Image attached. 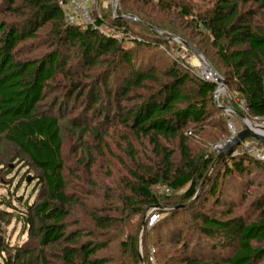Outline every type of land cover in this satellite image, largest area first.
I'll list each match as a JSON object with an SVG mask.
<instances>
[{
	"label": "trees",
	"instance_id": "obj_1",
	"mask_svg": "<svg viewBox=\"0 0 264 264\" xmlns=\"http://www.w3.org/2000/svg\"><path fill=\"white\" fill-rule=\"evenodd\" d=\"M17 1L10 0L9 12L19 16V21L0 20V143L6 142L30 159L40 171L39 178L44 184V189L35 202L26 205L22 214L25 225L29 226L30 241L15 248H0L8 255L4 264H107L106 257L96 256L105 244H97L94 241L81 242L80 231H67V219L73 199L66 191L62 156L63 132L59 116L51 109L45 112L39 109L46 95L55 92L52 104L59 107V110H66L65 102L59 101L63 90H66L67 96H77L80 90L79 80H83L80 77L81 72L87 69L89 71L99 64L104 65L108 72L104 71L101 79L98 76L89 85L90 96L84 105L88 112L91 104L100 103L99 94L103 89L108 97L112 96L114 99L111 102L110 98L107 104L118 106L113 110H116L120 121L127 125L136 138L149 139L158 158L157 167L144 169L135 176L136 182L130 184L132 197L129 202L133 206L139 199L142 206H158L169 194H155L153 187L163 186L172 192L188 186L182 199L189 200L198 192L203 173L215 160L214 150L204 155V158L195 160L190 146V135L187 134L190 125L198 127L200 133L206 131L208 126L220 129L221 140L229 136L228 117L227 120L226 117L215 121L210 119L213 114L210 105L213 103L218 84L202 79L186 65L184 59H174L171 67L164 72L165 79L160 78L153 68L145 71L135 69L137 51H134V48L159 43L133 28V25L142 26L162 41L167 38L159 36L150 25L160 29L170 27L166 20L150 16L144 9L145 6H139L135 12L141 21L150 25L122 18V12L115 14L111 11L108 16L99 15L96 13L97 4L104 1H95L93 14L96 26L108 24L115 30H124L137 36L133 39L124 37L119 41L102 33L92 24L69 22L59 0ZM121 1L124 10L127 7L132 8L125 5L127 0ZM247 1L216 0L206 13H198L195 22L210 34L222 64L228 69L225 76L227 80H231L232 90L237 95V100L233 101L232 105L234 109L242 111L240 103L244 102L252 117L264 119V29L252 23L254 11L243 13L240 10L239 4ZM252 1L258 5L264 19V0ZM174 3L175 0H158L156 5L160 12L169 13ZM184 11L188 15L192 13L188 8ZM49 24H53L50 50L36 58L21 57L19 45L28 39L38 38L39 30ZM168 40L173 41L172 38ZM125 44H131L130 48L126 49ZM102 56L104 58L100 60ZM70 57L79 58L78 62L83 65L81 71H74L77 77L71 75V71L66 68ZM119 71H129V77L122 76L123 85L117 87V92L113 93L110 80L116 79ZM58 73H61L63 78L68 77V83L62 84L63 82L59 81L53 85L52 82L57 79ZM71 77H75V80ZM139 87L146 92L130 97V93ZM125 99H135V102L123 108L120 102ZM94 110L99 111V108ZM83 116L84 114H80L72 123L75 131H81L80 138L84 132L93 130L91 125H82L80 120ZM95 116L99 118L98 113ZM105 122H97L96 125L102 126ZM169 140L177 142L179 155L175 154V149H169L164 144V141ZM241 148L242 143L218 161L222 170L210 185L212 197H217L220 183L226 180L227 175L242 178L244 173L250 172L251 165H264V161L247 153L235 154ZM254 207L258 214L251 221L231 213L225 218L202 215L197 228L206 237L218 239L219 243H216L217 246L212 245L213 248L227 244L234 246L231 256L216 262L264 264V192L256 199ZM164 216L163 212L161 219L151 228L145 227V231L156 228L164 220ZM97 221L99 226H107L105 219ZM187 241L183 246H188ZM61 242L67 244L60 253L62 261L53 262L49 258L47 247ZM122 245L130 251L133 260L137 261V236L130 237V240ZM192 252L193 254L183 258V262L203 264L204 259L198 257L195 250ZM150 255L151 253L149 260Z\"/></svg>",
	"mask_w": 264,
	"mask_h": 264
},
{
	"label": "rangeland",
	"instance_id": "obj_2",
	"mask_svg": "<svg viewBox=\"0 0 264 264\" xmlns=\"http://www.w3.org/2000/svg\"><path fill=\"white\" fill-rule=\"evenodd\" d=\"M112 1L99 2L96 13L110 15L111 11H114ZM157 1L127 0L125 5L132 8L127 7L126 10H124L121 0L117 3L116 14L120 12L133 14L140 20L135 11L139 6H145L144 9L150 16L166 20L170 26L167 29L159 28L163 31L162 34L158 32L159 36L167 38L162 41L142 26L133 25V28L145 34L149 39H153L152 41L159 43L158 45L152 43L148 46L134 48V51H137L134 62L135 69L145 71L153 68L160 78L165 79L164 72L171 67L174 59H184L186 65L195 72L199 66L207 65L197 57L193 50L175 38H180L192 45L216 69L218 76L215 83L218 84V87L221 86L222 81H225V90L220 92L218 97L215 95L213 103L210 105V111L213 113V118L210 119L215 121L220 117H226L227 120L228 117L229 136L221 140L220 129L208 126L206 131L200 133L198 127L190 125L187 134L190 135V146L195 160L204 158V155L209 154L211 150H214L213 153H215V160L208 165L203 173L196 195L189 200H184L182 196L186 193L188 186L172 192L163 186H155L152 189L155 194L168 193L169 197L158 206H142L139 199L132 206L129 202V198L132 197L130 184L136 182L135 176L144 169L157 167L158 158L154 153V147L149 143L148 138H136L127 125L120 121L116 110H113L115 106H118L107 104L110 98L111 102L114 99L112 96L108 97L103 89L99 94L100 103L91 104V108L87 112L84 103L90 96L89 85L94 82L96 77L99 76L101 79L104 76V71L108 72V70H105L104 65L100 66L99 64L89 71L87 69L81 72L80 77L83 80H79L78 88L80 90L77 96H67L66 90H63V95L59 98L61 103L65 102L67 105L66 110H59V107L52 104L55 92L48 93L39 107L43 112L51 109L54 114L60 117L63 132L62 156L65 165L66 191L73 199L67 219V231H80L81 242L94 241L97 244H105L106 246L100 249L96 256L106 257L107 264H185L183 258L193 254L192 250L196 251L198 257L204 259L202 260L203 264H226L216 262V260L231 256L234 246L227 244L213 248L212 245H216L218 239L206 237L197 227L204 214L225 218L231 213L233 216H242L246 221L254 220L258 214L254 202L264 192V165L260 164L259 167L251 165L250 172L244 173L242 178L227 175L226 180L222 184L220 183L221 188L217 197L210 195V185L222 170L218 163L223 157L220 156L222 150L245 128L243 120L236 111H233L232 105L233 101L237 100V95L232 90L231 80H227L225 76L228 69L222 64L217 54V48L212 44L210 34L203 31L195 22L198 13H206L216 0H175L169 13L167 11L160 12L156 5ZM95 3V1L92 3L93 10ZM10 7V0H0V20L19 21V16L9 12ZM186 8L192 11L190 15L185 13ZM239 8L243 13L254 11L252 23L264 29V19L257 4L248 0L246 3L241 2ZM171 23L175 26H172ZM52 32L53 24H49L39 30L38 38L22 42L19 45L21 57L36 58L48 52L50 40L53 39ZM168 38H172L173 41L169 42ZM130 46L131 44H125L124 47L129 49ZM103 58L104 56L100 60ZM78 61H80L79 58L70 57L66 67L71 71L69 72L71 75H76L75 77L77 74L74 71H81L83 68L82 63L80 62V64ZM116 76V79L110 80L113 93L117 92V87L123 85L122 76L129 77V71L128 73L119 71ZM75 77H71V79L75 80ZM59 81L66 84L69 79L66 76L63 78L62 74L58 73L57 79L52 83L56 85ZM152 86L154 87V85ZM155 89L157 88L155 87ZM140 92H146V90L141 87L134 89L130 93V97H134ZM134 102L135 99H125L121 100L120 105L127 108ZM240 106L242 111L239 112L244 114L247 119L254 124L264 125V119L252 117L241 103ZM97 108L99 111L94 110ZM96 113L99 118L95 116ZM80 114H84L81 120L79 119L82 125H91L93 129L84 132L81 138V131H75L72 128L73 120L80 117ZM97 122L105 123L102 126H97ZM230 125H235L236 133H233ZM227 126L225 130H227ZM190 131L193 132L190 133ZM244 142L245 144L242 142V148L256 140L248 138ZM164 144L169 149H175V154L179 155L176 141H164ZM39 175L40 171L35 168L25 154L1 141L0 233L2 241H0V248H15L30 241L29 226L25 225L22 214L26 210V205L35 202L42 194L44 184L40 181ZM155 210L160 214V218H157L153 225L149 226L148 223L151 219L154 221L152 215ZM163 212L164 220L153 230L145 231V227L151 228L161 219ZM97 219H105L107 226H99ZM133 234L138 238L139 256L137 261L133 260L130 251L122 245L123 242L130 240V237L134 236ZM180 235L181 238H179ZM186 240H188V246H183ZM65 245H67L65 242H61L58 245L47 247L51 261H62L60 253ZM150 253L151 259L149 260ZM7 256V252L0 249V264H4Z\"/></svg>",
	"mask_w": 264,
	"mask_h": 264
},
{
	"label": "built area",
	"instance_id": "obj_3",
	"mask_svg": "<svg viewBox=\"0 0 264 264\" xmlns=\"http://www.w3.org/2000/svg\"><path fill=\"white\" fill-rule=\"evenodd\" d=\"M96 0H59L60 5L63 7L65 11L66 18L69 22H78V23H85V24H92L95 28L100 30L102 33H105L108 36H112L116 38L117 40L121 41L124 37H129L131 39L137 38L136 35L132 33H126L124 30H115L108 24H103L101 26H96L95 17L93 14V2ZM108 1V0H103ZM195 73L200 76L204 80H209L212 82H217V73L213 70L209 69L207 66H199L197 68V71ZM243 108H246V105L244 102L241 103ZM231 130L233 133H236L237 129L235 125H230ZM245 144V142H243ZM238 153H247L250 156L255 157L256 159H259L261 161H264V146L260 145L257 141L252 144H246L245 148L243 146L242 150H238L235 154ZM154 218V221L151 219V221L148 223L149 226L153 225V223L157 220V218H160V214L154 211V214L152 215ZM2 235L0 233V241Z\"/></svg>",
	"mask_w": 264,
	"mask_h": 264
},
{
	"label": "water",
	"instance_id": "obj_4",
	"mask_svg": "<svg viewBox=\"0 0 264 264\" xmlns=\"http://www.w3.org/2000/svg\"><path fill=\"white\" fill-rule=\"evenodd\" d=\"M119 0H113V9H114V13L116 14V7H117V3ZM120 17L122 18H127V19H131V20H137L140 21L144 24L150 25L146 22H143L141 20L138 19L137 16L133 15V14H121ZM154 30H156L159 33H163L162 30H160L159 28L150 25ZM175 38V37H174ZM177 40H180V42H182L186 47H189L191 50L194 51V53L197 55V57L207 65V67L211 70H213L214 72L217 73L216 69L211 66V64L208 62V60L206 59V57L201 54L200 51H198L196 48H194L192 45L188 44L187 42H185L184 40L180 39V38H175ZM225 90V81H222V84L220 87L217 88L216 90V96H219L220 92H223ZM236 111V113L239 115V117L243 120V122L245 123V128L243 130H241L231 141L229 144L226 145V147L222 150L220 156H224L226 153L230 152L231 150H233L237 145H239L240 143L244 142L246 139L248 138H253L254 140H256L260 145L264 146V125L261 124H254L251 120L247 119L245 117L244 114H242L241 112ZM249 122V123H248Z\"/></svg>",
	"mask_w": 264,
	"mask_h": 264
},
{
	"label": "bare ground",
	"instance_id": "obj_5",
	"mask_svg": "<svg viewBox=\"0 0 264 264\" xmlns=\"http://www.w3.org/2000/svg\"><path fill=\"white\" fill-rule=\"evenodd\" d=\"M222 93V92H221ZM249 123V122H248Z\"/></svg>",
	"mask_w": 264,
	"mask_h": 264
}]
</instances>
